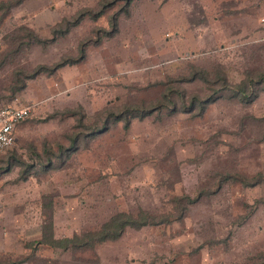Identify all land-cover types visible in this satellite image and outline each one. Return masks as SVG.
Segmentation results:
<instances>
[{
  "label": "rangeland",
  "instance_id": "1",
  "mask_svg": "<svg viewBox=\"0 0 264 264\" xmlns=\"http://www.w3.org/2000/svg\"><path fill=\"white\" fill-rule=\"evenodd\" d=\"M106 1L112 3L92 17ZM126 2L23 0L2 18L0 9V106L31 109L15 129V143L0 153V264L29 255L17 264H245L264 254V90L245 104L220 98L201 116L155 108L127 128L118 121L92 133L125 103L152 105L168 78L192 66L221 65L230 82L264 68V0ZM81 13L78 24L58 32ZM115 14L117 29L107 35ZM82 42L81 61L42 71L13 95L15 70L75 58ZM182 86L187 94L207 92L200 80ZM58 147L69 153L56 157ZM26 163L38 171L23 179ZM257 173L263 180L253 186L219 184L224 174ZM183 196L194 200L183 201L181 219L127 227L90 249L39 243L49 213L54 236L71 237L122 211L176 214Z\"/></svg>",
  "mask_w": 264,
  "mask_h": 264
},
{
  "label": "trees",
  "instance_id": "2",
  "mask_svg": "<svg viewBox=\"0 0 264 264\" xmlns=\"http://www.w3.org/2000/svg\"><path fill=\"white\" fill-rule=\"evenodd\" d=\"M23 0H7L0 3L1 9V18L9 12L11 7L20 4ZM112 1H106L101 4L100 8L95 11H90V15L94 18L102 15L105 11V8L111 4ZM128 3V0L126 4ZM125 4V5H126ZM84 16V13L77 15L73 20H65L66 28L62 31H58L60 33H66L71 26L76 25L80 22L81 18ZM111 29H109L106 34L113 35L116 31V14L111 16ZM24 31V35L28 36L29 39L34 38L37 41H40L32 32L25 29V27L19 28ZM24 42L19 40V44H23ZM85 44L86 42H82L78 48L79 54L75 58L70 56L64 57L59 63H56L52 66L39 65L32 70V72H26L22 69L15 70L16 79L14 82V86L12 87L13 95L16 92L23 90L26 86V79H31L35 77L42 71L47 73H52L55 69L59 68L62 65L69 64L73 65L81 61L85 57ZM195 80H200L205 84V89L207 90L205 96H200L197 93L187 94L185 88L182 84L191 83ZM170 82L161 93V97L157 98L152 105H148L149 103L140 102H130L125 103L122 106L119 112H109L106 114L105 118L101 121V126L99 128H93L92 133L94 132H102L107 129L109 124H115L118 121L123 122V127L127 128L133 118L143 119L149 116L154 109L160 110L161 108H166L170 113H174L178 109L183 112L190 113L191 116H201L207 109V107L216 102L218 99L223 97H228L231 99H236L241 103H248L251 99H253L260 91L264 90V68L254 69V70H245L244 75L238 82H230L228 79V75L223 66L217 65L212 68V70H207L203 67H194L190 69L189 73L184 75H179L175 78H168ZM161 82H157L159 84ZM10 87V88H11ZM11 98V99H10ZM9 100H12L14 97L11 96ZM76 113L75 111H70ZM28 119V118H27ZM80 120L83 119V113L80 112ZM103 126V127H102ZM102 129V130H101ZM82 133V132H80ZM86 136V134H85ZM70 149L58 147V152L54 154L58 158H62L63 156L69 153ZM48 161L45 162V166L50 167L51 165V156L52 154L47 152ZM15 161V155H9L7 159L6 170L10 168L11 162ZM24 163V162H21ZM25 167L21 171L23 173V179L27 178V173L29 171H34L37 173L38 168L36 165L31 163L24 164ZM43 169L46 167L42 166ZM227 179H231L232 181H239L244 186H253L256 183H260L263 180V175L261 173H257L251 177H245L242 174H224L219 178V184L223 183ZM177 203H175L176 214H168L166 216L159 215L155 216L153 214L148 213L147 211L139 210L137 214H131L127 212H118L112 215L108 220L103 222L98 229L92 231H82L81 233L73 234L71 237H61L56 238L54 236V224L52 220V215L49 213L45 216V220L42 224L41 228V244L47 245L51 248H61L63 250H85L93 248L96 244L102 243L108 240H116L118 239L124 230L127 227H131L134 229H140L147 225H158L160 223H169L171 219H181L182 215L187 209V206L183 201L187 200V202H192L194 199H190L187 196H183L181 198H176ZM44 213H46V208H51V200L43 204ZM31 259V256H26L25 258H20L17 263H21L25 260ZM245 264H264V254L259 258L255 259L251 263Z\"/></svg>",
  "mask_w": 264,
  "mask_h": 264
},
{
  "label": "built area",
  "instance_id": "3",
  "mask_svg": "<svg viewBox=\"0 0 264 264\" xmlns=\"http://www.w3.org/2000/svg\"><path fill=\"white\" fill-rule=\"evenodd\" d=\"M29 106L8 104L0 106V153L15 143V129L30 117Z\"/></svg>",
  "mask_w": 264,
  "mask_h": 264
}]
</instances>
